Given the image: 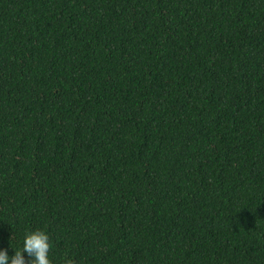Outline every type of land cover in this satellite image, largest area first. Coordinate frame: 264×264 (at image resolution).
I'll use <instances>...</instances> for the list:
<instances>
[{
	"label": "trees",
	"instance_id": "trees-1",
	"mask_svg": "<svg viewBox=\"0 0 264 264\" xmlns=\"http://www.w3.org/2000/svg\"><path fill=\"white\" fill-rule=\"evenodd\" d=\"M52 264H264V0H0V249Z\"/></svg>",
	"mask_w": 264,
	"mask_h": 264
},
{
	"label": "clouds",
	"instance_id": "clouds-1",
	"mask_svg": "<svg viewBox=\"0 0 264 264\" xmlns=\"http://www.w3.org/2000/svg\"><path fill=\"white\" fill-rule=\"evenodd\" d=\"M51 243L46 231L36 229L24 234L19 250L9 256L7 250L0 249V264H52L49 257ZM65 264H71L65 260Z\"/></svg>",
	"mask_w": 264,
	"mask_h": 264
}]
</instances>
